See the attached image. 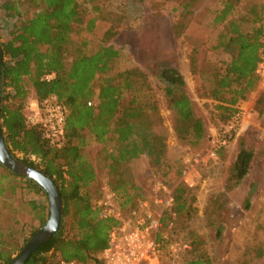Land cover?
I'll return each instance as SVG.
<instances>
[{"label": "trees", "instance_id": "1", "mask_svg": "<svg viewBox=\"0 0 264 264\" xmlns=\"http://www.w3.org/2000/svg\"><path fill=\"white\" fill-rule=\"evenodd\" d=\"M79 1L8 0L4 5L15 20L8 40L0 43V126L5 144L17 161L52 180L62 205L59 233L39 246L25 264H100L99 256L107 245L108 234L119 223L104 218L96 203L101 194L99 172L110 175L107 185L125 214L145 198L127 164L145 156L153 167H158L166 150L164 136L156 132L160 124L158 110L154 103L140 101L141 90L135 87L139 84L136 78L143 77L142 74L135 69L112 74L119 58L117 51L109 46L100 47L94 53H82L66 62L74 26L81 23ZM197 3L198 0H181L179 10H174L177 14L172 29L176 36L188 30ZM241 3L242 0H221L210 24L214 30L221 28L211 52L228 56L225 64L211 66L210 72L209 97L219 103L215 110L222 123L233 122L239 103L256 88L257 70L264 52V5L255 3L240 9ZM22 7L32 11L25 19H21L19 12ZM87 28L93 29V21ZM50 74L54 77L46 80ZM159 80L174 117L176 138L190 146L202 144L207 131L186 92L182 74L168 67L159 73ZM30 89L34 101L54 96L68 111L59 148L52 147L43 138L41 129L29 126L25 120L28 105L24 106L23 102ZM126 95L130 100L124 103ZM256 106L264 107V95ZM90 143L100 148L94 161L85 154ZM251 161V152L241 148L228 172L230 187L246 177ZM0 169L10 177L19 178L30 193L47 198L36 183L14 175L1 165ZM190 191L181 183L172 189L173 221L177 228L191 214L194 197ZM30 207L41 211L42 226L46 208L34 202ZM37 232H32L26 242ZM1 243L0 234V246ZM22 248L16 254L0 251V264H10ZM181 264L211 263L208 256L200 254L198 243L192 242Z\"/></svg>", "mask_w": 264, "mask_h": 264}, {"label": "rangeland", "instance_id": "2", "mask_svg": "<svg viewBox=\"0 0 264 264\" xmlns=\"http://www.w3.org/2000/svg\"><path fill=\"white\" fill-rule=\"evenodd\" d=\"M7 1L0 0V43L8 40L15 23L4 9ZM170 1L80 0L81 23L74 26L66 62L109 46L119 53L113 75L133 69L142 74L136 78L139 84L135 87L141 90L140 101L156 106L160 119L156 132L164 136L166 145L158 167H153L145 156L127 164L144 200L162 195L155 191L158 185L172 190L179 184L182 170L189 167L196 184L190 191L194 204L190 216L182 219L181 228L175 225V235L180 234L179 238L190 247L192 242L198 243L200 254L208 256L211 264H264V107L256 106L264 95V83L259 77L256 88L239 103L237 114H241L233 130V122H220L215 110L219 103L209 97V86L211 66L228 61L227 55L211 52L221 28L214 30L210 24L221 0H198L188 30L179 36L172 28L177 14L174 10H179L181 0ZM255 3L264 5V0H242L240 9ZM19 12L25 19L32 11L22 7ZM91 21L93 29L88 31ZM168 67L176 68L184 77L186 92L206 128V139L198 146H190L175 136L174 117L159 80V73ZM128 95L124 103L130 100ZM33 101L30 89L24 106ZM223 133L228 134L227 145L218 150L215 160L207 158L212 143ZM241 148L252 154L250 169L238 185L230 187L228 172ZM99 150L90 143L85 154L94 161ZM98 176L101 188L111 180L103 171ZM0 190V251L16 254L28 243L31 233L42 227L41 211L32 210L30 203L46 208L42 214L47 220L48 199L30 193L19 178L1 169ZM177 263L167 256L163 258V264Z\"/></svg>", "mask_w": 264, "mask_h": 264}, {"label": "built area", "instance_id": "3", "mask_svg": "<svg viewBox=\"0 0 264 264\" xmlns=\"http://www.w3.org/2000/svg\"><path fill=\"white\" fill-rule=\"evenodd\" d=\"M263 73L264 57L257 70L258 76L264 83ZM53 77L54 75L50 74L45 79L50 80ZM240 114L235 116L230 130H233L234 125L237 124ZM67 115L66 108L56 97L51 96L41 102L33 101L28 106L25 120L29 126L39 127L43 138L52 147L59 148ZM227 141L228 134L220 135L212 143L206 157L215 160L218 150L225 147ZM179 183L188 190L195 187V180L189 167L182 170ZM155 191L161 192L162 195H156L152 200L138 201L135 207L124 214L118 207L115 193L108 185L101 188L96 203L102 209V216L112 218L119 225L108 234L107 245L99 256L100 264H163L164 256H167L172 263L178 261L177 264H181L182 257L190 246L178 239L176 232H173L175 225L172 190L158 185ZM60 264L76 263L61 262Z\"/></svg>", "mask_w": 264, "mask_h": 264}, {"label": "water", "instance_id": "4", "mask_svg": "<svg viewBox=\"0 0 264 264\" xmlns=\"http://www.w3.org/2000/svg\"><path fill=\"white\" fill-rule=\"evenodd\" d=\"M2 50L0 47V107L2 96ZM0 165L24 179L36 183L43 189L48 199L49 216L41 229L30 239V241L22 248L20 253L14 258L10 264H25L29 257L44 242L56 236L62 225V205L59 190L51 179L40 173L34 168H30L23 162L17 161L10 155L5 144L4 136L0 126Z\"/></svg>", "mask_w": 264, "mask_h": 264}]
</instances>
